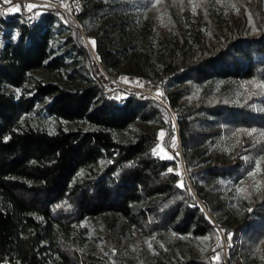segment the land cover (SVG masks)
<instances>
[{
  "label": "trees",
  "instance_id": "16d2710c",
  "mask_svg": "<svg viewBox=\"0 0 264 264\" xmlns=\"http://www.w3.org/2000/svg\"><path fill=\"white\" fill-rule=\"evenodd\" d=\"M48 1L0 0V264H264V0Z\"/></svg>",
  "mask_w": 264,
  "mask_h": 264
},
{
  "label": "rangeland",
  "instance_id": "374dc122",
  "mask_svg": "<svg viewBox=\"0 0 264 264\" xmlns=\"http://www.w3.org/2000/svg\"><path fill=\"white\" fill-rule=\"evenodd\" d=\"M21 2L24 3L25 5H29V4H38L40 2L42 3H51L48 0H28V1H22L19 0ZM253 0H237L238 4H239V8L244 11L247 10L249 5L251 4ZM170 2L173 4L174 8L176 9L177 12H180L181 10V2L182 0H170ZM26 8V7H25ZM97 71L100 74V76L105 80V82L107 83V85L111 88L113 87H120L123 88L125 90L128 91H133V92H137L138 94L145 96V92L138 90L140 89H147L149 90V92L152 93V95H161L162 91H161V87L159 86H153L151 85L147 80L136 77L134 75H129V74H124L123 76L116 78V77H111L109 78L108 75L103 71V69L101 68V66L98 64L97 66ZM132 88H136V89H131ZM175 119V117H174ZM174 149H178L179 150V139L175 142ZM180 152V150H179ZM168 153V152H166ZM109 223L106 225H102V230H104V233L106 234L102 243L100 244H95V248L99 251V253L107 260H110V256L108 253V249L110 248L109 246H107V243H105L109 238H107L108 236H110L109 234H111L115 240H118L121 238V231L119 230V227L116 226L115 220L113 219H108ZM226 264L227 261H226Z\"/></svg>",
  "mask_w": 264,
  "mask_h": 264
},
{
  "label": "built area",
  "instance_id": "2783aa9c",
  "mask_svg": "<svg viewBox=\"0 0 264 264\" xmlns=\"http://www.w3.org/2000/svg\"><path fill=\"white\" fill-rule=\"evenodd\" d=\"M22 1H28V0H22ZM38 4H40V5H43V4H51V3H47V2H45V3H42V2H40V3H38ZM0 10H3V7H2V4H1V2H0ZM0 43H1V37H0ZM106 73V72H105ZM107 74V73H106ZM108 75V74H107ZM108 77L109 78H111L112 76H110V75H108ZM151 85H153V86H156V85H154V83H152V82H150V81H148ZM157 87V86H156ZM131 89H136V88H132V87H130ZM158 88V87H157ZM137 90V89H136ZM138 90H141V91H144L145 92V96H148V97H151V98H154V99H156L157 101H159L161 104H163V105H166L167 106V99H166V97H165V95L164 94H161V95H152V93L151 92H149V90H147V89H145V90H143V89H138ZM161 91H162V89H161Z\"/></svg>",
  "mask_w": 264,
  "mask_h": 264
},
{
  "label": "water",
  "instance_id": "95a60500",
  "mask_svg": "<svg viewBox=\"0 0 264 264\" xmlns=\"http://www.w3.org/2000/svg\"><path fill=\"white\" fill-rule=\"evenodd\" d=\"M99 65L102 67V65L99 63ZM103 68V67H102ZM179 137H178V139H179V150H180V155H181V161H182V163H183V166H184V173H182L181 171H180V174L181 175H185L186 177H187V179H188V181H189V183H190V185H191V182H190V180H189V178H188V176H187V171H186V167H185V163H184V158H183V151H182V146H181V141H180V135H178ZM198 198V197H197ZM198 200H199V202H201L200 201V199L198 198ZM203 206V205H202ZM203 208H204V210L206 211V209H205V207L203 206ZM207 212V211H206ZM208 213V215L211 217V219L216 223V221L214 220V218L211 216V214L209 213V212H207Z\"/></svg>",
  "mask_w": 264,
  "mask_h": 264
},
{
  "label": "snow or ice",
  "instance_id": "6c2138e0",
  "mask_svg": "<svg viewBox=\"0 0 264 264\" xmlns=\"http://www.w3.org/2000/svg\"><path fill=\"white\" fill-rule=\"evenodd\" d=\"M4 2L5 3H11V0H4ZM20 5H16L14 8H12L11 9V11H18L19 9H20ZM24 7H26V8H28L29 10H31V9H33V8H36V7H38L37 5H33V4H29V5H25ZM92 43H93V45L95 44V41H92ZM250 134V133H249ZM161 136H163L164 135V133L163 132H161V134H160ZM262 135H264V134H262ZM257 167H259V165H257ZM169 171H171V169L169 170ZM181 187L183 186V184H182V182H181V185H180ZM218 258V257H217Z\"/></svg>",
  "mask_w": 264,
  "mask_h": 264
},
{
  "label": "bare ground",
  "instance_id": "6f19581e",
  "mask_svg": "<svg viewBox=\"0 0 264 264\" xmlns=\"http://www.w3.org/2000/svg\"><path fill=\"white\" fill-rule=\"evenodd\" d=\"M179 169H180V171H181L182 173H184V166H183L182 161L180 162Z\"/></svg>",
  "mask_w": 264,
  "mask_h": 264
}]
</instances>
